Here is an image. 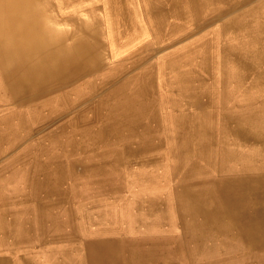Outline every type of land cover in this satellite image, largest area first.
Here are the masks:
<instances>
[{
  "label": "rangeland",
  "instance_id": "374dc122",
  "mask_svg": "<svg viewBox=\"0 0 264 264\" xmlns=\"http://www.w3.org/2000/svg\"><path fill=\"white\" fill-rule=\"evenodd\" d=\"M49 1L52 16L47 15L46 27L61 30L62 43L67 46L79 39L69 32L73 23H83L90 13L98 14L102 63L124 54L125 41L116 39L109 28L117 18L114 9L123 3L132 17L129 33L136 43L155 50L150 53L154 54L150 61L155 98L121 113L117 140L91 151L89 160L95 168L68 180L62 194L23 199L0 209V264H264V229L258 234L263 245L254 248L244 238L242 224L235 230V239L208 236L192 226L197 215L191 214L181 198L182 192L192 197L202 193L209 210L218 201L219 182L264 172V156L259 155L263 152L256 150L255 141L250 143L234 132L242 128L250 138L264 137V0ZM154 6H161L162 13H155ZM150 113H161L157 131L139 124H133L132 130L131 118L145 121ZM148 144L152 149L141 160L139 155Z\"/></svg>",
  "mask_w": 264,
  "mask_h": 264
},
{
  "label": "bare ground",
  "instance_id": "6f19581e",
  "mask_svg": "<svg viewBox=\"0 0 264 264\" xmlns=\"http://www.w3.org/2000/svg\"><path fill=\"white\" fill-rule=\"evenodd\" d=\"M259 2L263 3V1ZM50 6L51 5L49 0H0V209L4 208L7 205L9 206L10 204L21 202L23 199L34 200L44 198L46 196L62 194L63 189H65L64 185L68 180H71L76 175L82 174L83 172L89 171L90 169L93 170L95 168L94 164L89 160V154L91 151L110 146L114 144L112 143L113 141L117 140V126L120 122L119 116L121 115V113L127 109L135 108L136 106H139V104L141 105L142 102L146 103L149 100L153 101V99L155 98L156 86L153 73L154 64L152 61H150V59H152V57L154 56V54L150 53L155 52V50H153V47L147 44L136 43V39L133 38L132 33H129L130 30L128 31L127 29H130V27L133 26L132 17L127 8L123 6V3L122 5H119L121 6L120 8H116L117 6L115 7L116 9H114V11L116 10L115 14L117 18L114 26H109V28L110 33L115 34L116 39H123V41H125V51H123L124 54H121L119 56L114 55V57H112L111 59L109 58V61L105 63L101 62L103 52L100 45L102 37H100V32L98 30V28L101 26V21L99 20L100 18L98 19V14H94L93 16L90 13L88 14V17L85 18L88 21L85 20L83 23H77V21H75L73 23L72 27H70L69 32L71 33L72 38L76 37L79 39H76L71 46H67L62 43V32H60L61 30L48 29L46 27L45 21L47 15L52 16L50 15L52 14ZM97 7H95V9ZM154 8L156 9L155 13H162L161 6H154ZM249 33L248 35H250ZM254 33L257 34V32ZM244 35L246 36V34ZM227 36L225 38H227ZM198 43L199 42H197L196 44ZM215 46H217L216 43ZM240 47L242 48L243 46ZM236 49L238 48L236 47ZM261 64H263V62H261ZM159 67H161V65ZM246 77H248V75ZM205 83L207 84L209 82ZM72 86H74V88L68 89ZM210 86L212 87V85ZM242 90L240 91L242 92ZM230 91L232 92V90ZM184 96L183 98H185ZM207 97H205V99ZM261 101L263 102V100ZM260 103L258 102L259 105ZM226 110L227 109H225V111ZM261 114L263 115V112ZM159 119H162L161 113H150L145 121L142 119L131 118L132 130L133 124H139L142 128L144 126L146 128V125H149L151 131H157V128L159 127ZM234 132L238 134L237 136H242L243 140L248 139L250 143L252 141L254 143L255 141L258 147L256 148V150L263 152L259 155H261L262 157L264 156V137L262 135H255L254 137L250 138L247 136V131L242 128L235 129ZM221 136L223 137V135ZM149 145L151 144H148L147 147H145L144 153H141L139 155V158L141 160H143L145 153L152 149H149L151 147ZM139 147L141 146L139 145ZM175 147H177V145ZM183 147H185L184 144ZM178 148L180 149V144ZM186 153L189 154L187 151ZM114 160L116 161L117 159ZM262 160L263 162H261V165L264 167V159L262 158ZM193 166H195V163ZM257 173L249 174L243 177L235 176L236 178H230L227 180L225 179L222 182H219L217 191L218 204L216 203V205H213V208L209 210L204 204L206 197L202 193H199L197 197H192L187 196L184 194V192H182V204H185L190 208V212L192 215H197L196 217L192 218V221L196 222L193 223L192 226L201 229L202 232H204L208 236L213 234H217L220 237L223 235H227L228 238L235 239V230L237 226L242 224L245 226L243 235L244 238H246L248 244L252 248H254V246H258V244L263 245L264 242L262 243L258 240V234L261 230L264 229V172L258 174ZM176 201H179V199ZM125 258H128V256ZM100 260L101 259H97L96 262H99ZM2 263L5 264V262ZM254 264L260 263L256 262Z\"/></svg>",
  "mask_w": 264,
  "mask_h": 264
}]
</instances>
